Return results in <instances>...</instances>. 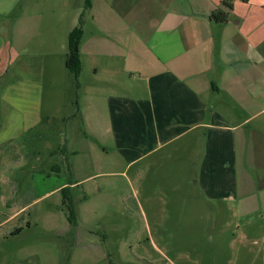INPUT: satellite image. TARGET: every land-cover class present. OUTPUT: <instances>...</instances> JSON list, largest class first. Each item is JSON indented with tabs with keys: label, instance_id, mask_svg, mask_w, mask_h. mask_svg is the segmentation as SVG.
Returning <instances> with one entry per match:
<instances>
[{
	"label": "crops",
	"instance_id": "obj_1",
	"mask_svg": "<svg viewBox=\"0 0 264 264\" xmlns=\"http://www.w3.org/2000/svg\"><path fill=\"white\" fill-rule=\"evenodd\" d=\"M222 1L87 0L79 73L63 63L74 79L67 119L79 135L49 153L63 156L65 166L54 164L38 176L71 175V182L58 184L60 192L86 180V151L96 164L109 159L126 167L156 158L155 165L175 164L170 177L193 196L229 205L248 229H264V217L257 215L264 211V0H230L227 22L217 24L211 14ZM23 17L40 25L39 14L18 19ZM18 19L0 33L3 59L26 51L32 39H26L29 24ZM77 27L72 24L68 36ZM34 51L44 74L51 56ZM84 69L89 74L82 80ZM37 80L25 84L19 114L0 96L6 130L22 136L40 126L43 86ZM140 174L135 171V180ZM260 241L264 248V234Z\"/></svg>",
	"mask_w": 264,
	"mask_h": 264
},
{
	"label": "rangeland",
	"instance_id": "obj_2",
	"mask_svg": "<svg viewBox=\"0 0 264 264\" xmlns=\"http://www.w3.org/2000/svg\"><path fill=\"white\" fill-rule=\"evenodd\" d=\"M84 9L83 0H0V33L15 18L40 15L38 27L31 18L18 19L29 24L26 39H32L26 51L0 56V96L19 114L26 106L20 99L25 84L37 77L43 86L37 130L20 136L0 125V264H264L263 228L248 229L231 206L227 211L193 196L170 177L175 164L155 165L156 158L126 167L109 159L96 164L86 151V180L70 190L76 224L68 223L65 200L55 189L72 176L38 175L54 164L65 166L63 156L49 153L79 135L67 119L74 79L63 63L68 32L74 23L80 28ZM34 49L51 56L44 74L31 57ZM88 74L84 69L82 80ZM27 109L35 116L34 107ZM136 170L141 174L135 180Z\"/></svg>",
	"mask_w": 264,
	"mask_h": 264
},
{
	"label": "trees",
	"instance_id": "obj_3",
	"mask_svg": "<svg viewBox=\"0 0 264 264\" xmlns=\"http://www.w3.org/2000/svg\"><path fill=\"white\" fill-rule=\"evenodd\" d=\"M240 1L247 2V0H240ZM89 8H90L89 3L87 2V0H85V9L84 12L81 13L80 22L82 17L89 10ZM231 11H232V2L230 0H223L221 3V7L211 14V19L217 24H224L227 22L228 16ZM80 37H81V30L79 27L72 30L68 36L67 58L65 65L68 71L73 75H77L80 70V62L78 56V44L80 41ZM60 193L62 194L67 207V211H68L67 221L71 226H75L76 214H75L73 199L70 195V190L69 188H64L60 190ZM18 231L20 230L18 229L17 232Z\"/></svg>",
	"mask_w": 264,
	"mask_h": 264
}]
</instances>
